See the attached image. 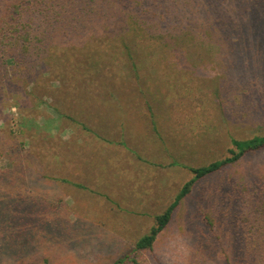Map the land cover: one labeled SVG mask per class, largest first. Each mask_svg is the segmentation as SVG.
I'll return each instance as SVG.
<instances>
[{
  "label": "rangeland",
  "instance_id": "1",
  "mask_svg": "<svg viewBox=\"0 0 264 264\" xmlns=\"http://www.w3.org/2000/svg\"><path fill=\"white\" fill-rule=\"evenodd\" d=\"M134 5L147 12L145 25L133 20L119 40L93 36L81 48L83 39L52 36L61 48L51 55L36 47L24 59L30 64L8 63L9 81L0 84V198L17 197L3 186L26 171L24 192L16 190L26 202L9 221L17 248H1L0 264H114L128 254L123 264H231L255 236L264 149L204 178L190 168L229 156L237 150L232 139L264 134V0ZM45 27L33 32L59 33ZM184 29L202 37L191 45L159 38ZM100 164L114 179L129 171L133 194L84 179ZM193 179L152 248L135 252L155 216Z\"/></svg>",
  "mask_w": 264,
  "mask_h": 264
},
{
  "label": "trees",
  "instance_id": "2",
  "mask_svg": "<svg viewBox=\"0 0 264 264\" xmlns=\"http://www.w3.org/2000/svg\"><path fill=\"white\" fill-rule=\"evenodd\" d=\"M125 1L127 0H0V84H6L9 81L12 69L8 63L11 62V65H20L18 63H22L26 66L30 62L27 61L26 64L24 59L28 58L30 53H33L32 50L36 51L39 49L38 55L42 56L44 55L40 54L42 51H47V54L51 55L57 51L55 47L60 49L59 43L52 42L55 40L52 36H55L56 39L61 37V40L64 41L66 40L65 36L67 38L69 36L72 37L71 40L83 39L84 43L80 46L83 48L88 43L93 44L90 42L93 36L104 35L109 40L112 37L119 40L133 20L135 22L138 20L145 25L144 20L147 12L144 10V12L135 11L134 4L140 2V0H136L135 3L130 2V5L123 7ZM184 17L178 18L183 21L185 20ZM177 24L181 26L183 23L178 21ZM45 26L51 28L57 27L56 30H59V33L55 31L47 33V35H45L46 33L40 35L33 32L36 28H40L38 33H41L43 32V28H46ZM186 30L188 29L181 30L178 34L163 32L159 34V38L164 43H174L176 45L185 43V45H191L192 43H197L202 37L198 33L182 32ZM31 32L37 35L33 36ZM44 37H47L46 43L48 44V49L44 47ZM71 40L67 42L69 49H71V46H74ZM85 41L88 43H85ZM178 50L182 52V49ZM85 53L87 54L88 51ZM23 54L26 57L22 56ZM41 67L43 69L46 68V64L43 63ZM36 72L39 73V71ZM231 142L237 150L230 149L229 156L220 161L212 162L207 166L190 168L195 179L204 178L213 172L223 169L247 153L264 149V134L256 135L243 141L232 139ZM24 164L29 166L26 160ZM22 169L25 170V166ZM25 173L26 171L19 177L9 180L8 186H3L8 189V194H13L14 191L17 192V197L14 198V195H8L7 197L0 198V249L5 246L8 251L11 250L12 252H14L17 246L11 242L13 225H9V221H11L12 212H16L17 209L19 212V207H22V204L26 202V195L21 192L23 190L20 188ZM195 179L186 182L175 201L163 213L155 216V224L149 232L136 241L134 246L135 252L152 248L157 234L170 221L174 208L180 199L189 193ZM14 182H18L19 184L13 185ZM259 188L261 187L259 186ZM257 195H261V192ZM29 198L31 197L29 196ZM255 204H257V201ZM15 206L17 209H14ZM257 211L259 212V210ZM262 212L264 213V209ZM263 213H261L262 215L254 213V220L252 222L256 224L253 231L255 236H252L250 241L244 243V253L240 256L241 259L236 257L231 264H264ZM130 257L128 254L118 259L114 264H123Z\"/></svg>",
  "mask_w": 264,
  "mask_h": 264
},
{
  "label": "crops",
  "instance_id": "3",
  "mask_svg": "<svg viewBox=\"0 0 264 264\" xmlns=\"http://www.w3.org/2000/svg\"><path fill=\"white\" fill-rule=\"evenodd\" d=\"M145 160H148V158L145 157ZM147 165H149L151 167V169L156 166L155 161H153V160H149V164H147ZM100 166H101V164H100ZM102 169H103V165L101 166V168H99V170H100L99 172L94 173L96 175L90 174L87 177H85L84 179L89 180L93 177L100 178L99 179L100 182H103V181L107 182L106 184L110 185L114 189L113 191L118 196H121L122 194H124L125 196H128L129 194H127V193L133 194V193L129 192V188H128V186H129L128 184L131 182V181H129L130 177H131V174L128 173L129 171L123 170L122 171L123 173L121 175H118L117 179H114V178H116L114 174L106 175ZM151 177H153L152 173H149V172L146 173V178H151ZM150 182L153 183L154 181L150 180ZM146 184L148 185L149 183H146ZM151 193H152L151 191L148 192V194H151Z\"/></svg>",
  "mask_w": 264,
  "mask_h": 264
}]
</instances>
